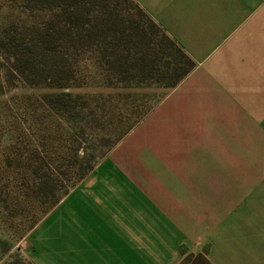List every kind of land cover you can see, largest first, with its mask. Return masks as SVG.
I'll return each mask as SVG.
<instances>
[{
  "label": "crops",
  "instance_id": "1",
  "mask_svg": "<svg viewBox=\"0 0 264 264\" xmlns=\"http://www.w3.org/2000/svg\"><path fill=\"white\" fill-rule=\"evenodd\" d=\"M134 1L195 64L157 110L175 141L166 155L101 159L45 218L59 209L50 256L264 264V0Z\"/></svg>",
  "mask_w": 264,
  "mask_h": 264
},
{
  "label": "rangeland",
  "instance_id": "2",
  "mask_svg": "<svg viewBox=\"0 0 264 264\" xmlns=\"http://www.w3.org/2000/svg\"><path fill=\"white\" fill-rule=\"evenodd\" d=\"M107 2L113 6L106 14L99 2L83 4L75 28L50 4L0 0V264H60L44 243L47 233L60 234L59 209L45 218L63 195L70 166L85 153L101 154L97 163L166 155L171 149L162 147L175 141L171 116L157 110L189 73L168 87L159 75L132 72L122 52L135 53L140 44L133 35L122 40L129 29L117 35L112 24L129 12L137 19V4ZM47 27L55 35L49 47L41 41ZM146 30L159 47L167 44L161 32ZM29 46L39 55L31 74L17 61ZM42 177L50 180L47 189L38 184ZM181 264L209 262L196 252Z\"/></svg>",
  "mask_w": 264,
  "mask_h": 264
},
{
  "label": "trees",
  "instance_id": "3",
  "mask_svg": "<svg viewBox=\"0 0 264 264\" xmlns=\"http://www.w3.org/2000/svg\"><path fill=\"white\" fill-rule=\"evenodd\" d=\"M11 2H18L20 6L29 7V5H39V7L45 6V4H50L51 12L53 14L61 15L67 14L68 24L70 26L78 27V13L76 10L83 9V4L86 2L101 3L103 14H106L108 10L113 6L112 3H108L107 0H10ZM134 1V0H133ZM135 2V1H134ZM136 3V2H135ZM115 4V3H114ZM137 4V3H136ZM116 6V4H115ZM138 7V17L135 18L133 12L124 14L121 18L115 17L112 24V29L115 33L125 34L127 29H129V34L124 39H128L131 35L134 40L140 44L139 50L137 52H122L124 56V63L130 61V69L135 73H152L154 75H159V79L164 83L165 86L172 87L177 84L185 75H187L194 67V61L183 51V49L137 4ZM123 15V13H122ZM139 20L140 24H136L135 21ZM127 23L124 27H121L122 24ZM147 25L152 29H155L157 32H161L163 39L167 44L163 46H158L154 37L151 34L147 33ZM145 27V28H144ZM55 40V35L50 28H46L44 31V36L42 38L43 46ZM25 42L22 44L24 45ZM57 42H55L56 44ZM169 44V45H168ZM162 48L161 50H158ZM168 48V50H166ZM27 50L21 51L22 56L17 57V61L22 64V67L19 68L22 73H26V65L30 66L29 73L31 74V67L37 62V53L35 54L32 46L26 48ZM46 51V50H41ZM40 51V52H41ZM39 52V53H40ZM39 56V55H38ZM131 59V60H130ZM31 61V65H30ZM40 63V62H39ZM119 73V72H118ZM164 81V82H163ZM64 85H69L64 84ZM101 155V154H100ZM100 155L94 156L91 152L85 153L84 157L72 164L70 166L71 178L72 181H64L61 191L63 195L56 196L54 200V205L59 202V200L73 188L76 183L81 180L87 173H89L96 165L97 159ZM50 180H46L44 177L40 178L38 181L39 186L43 189L50 185ZM52 187H54L52 185ZM51 187V189H52ZM55 195V194H54ZM203 256V254H201ZM204 257V256H203ZM204 260L207 259L204 257Z\"/></svg>",
  "mask_w": 264,
  "mask_h": 264
}]
</instances>
